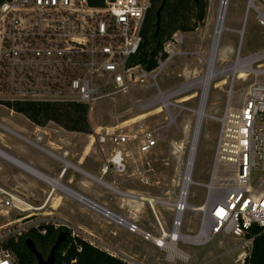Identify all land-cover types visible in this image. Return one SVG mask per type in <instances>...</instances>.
<instances>
[{
  "label": "built area",
  "instance_id": "1",
  "mask_svg": "<svg viewBox=\"0 0 264 264\" xmlns=\"http://www.w3.org/2000/svg\"><path fill=\"white\" fill-rule=\"evenodd\" d=\"M229 2L219 0L215 30L223 11L222 33L231 32L240 36L235 59L228 66H221L219 63L227 59L220 58V43L214 46L212 41L206 59L205 84L200 86L199 104L204 94L207 95L208 103L213 84L218 79L222 80L218 82L225 83L223 77L231 80L229 89L225 91L222 115L213 117L207 114V118L216 120L220 126L209 183L194 182L193 171L187 179L185 170L182 185L174 199L154 198L157 202L156 211L153 206H149L157 222L158 236H155L140 227L136 221L137 212L129 210L132 216L120 215L67 187L62 179L66 171L73 167L67 160L68 151L62 154L48 152L62 166L59 175L53 177L0 148L1 160L48 188L44 202L35 206L19 194L0 186V214L11 216V213H15L17 216L0 226V264H16V255L7 245L17 241L29 230L46 235V226L53 223L55 227L64 226L74 236H80L71 225L53 220L46 213L45 209L53 194H63L77 200L108 224L152 242L167 253V259L170 256L167 250L170 238L176 248L180 242L199 248L220 237L234 236L240 240L235 250L242 251L239 258L244 262L248 255L246 248L252 246L255 239L253 230L264 233V84L260 83V78H264V69L254 68L264 61V51L242 57L241 49L250 11L255 13L257 24L264 29V0H246L243 26L238 31L225 26ZM152 4L153 0H105L104 6L93 7L89 0H5L0 5V81L11 88L9 95L13 100L74 102L91 108L100 100L127 93L134 85L146 84L151 79L152 83L148 86L155 87L158 93L142 103L141 108L147 110L159 104L157 110L166 113L167 126L172 127L175 119L171 106L174 105L161 98L165 92L159 87L157 79L175 57L189 53L184 49V34L176 32L159 53L158 67L154 71L148 72L141 65L133 63L140 50L142 28ZM250 78L253 83L241 106H234V83ZM218 89H222V86L219 85ZM188 90L182 87L175 96ZM184 109L182 107L181 111ZM139 131L96 132L93 135L94 142L105 157L100 167V177L90 176L114 188V184L103 178L120 176L127 172L130 160L152 154L159 145L160 134L157 130ZM41 140L42 136H38L31 143L42 148L39 145ZM106 149H109L108 153ZM219 167L229 169L232 174L229 180L231 184L223 198L214 199L212 193ZM194 185L206 189L205 199L200 205L189 203L190 188ZM159 206L171 213L170 229L158 212ZM190 211L198 217V228L193 236L182 231L185 215ZM191 238L192 244L186 241ZM177 250L181 251L179 248ZM127 261H131L129 264H137L133 260Z\"/></svg>",
  "mask_w": 264,
  "mask_h": 264
},
{
  "label": "rangeland",
  "instance_id": "2",
  "mask_svg": "<svg viewBox=\"0 0 264 264\" xmlns=\"http://www.w3.org/2000/svg\"><path fill=\"white\" fill-rule=\"evenodd\" d=\"M218 6L219 0H210L205 26L192 33H183L185 38L184 49L189 54L175 57L174 60L160 72L157 79L159 87L165 93L168 91L174 92L181 87L189 88L186 93L174 96L168 100L170 105L171 102L174 105L171 106L175 119L172 127L167 126L168 121L166 119V113L157 110L159 104L153 105L147 110L141 108L142 103L156 96L158 93L155 87L148 86L149 83H152L151 79H149V82L146 84L134 85L127 93L113 95L91 106L89 120L93 130L92 134L86 138L87 140L82 153V155H84V152H87V155H85L87 156L86 158L95 155V157H99V159L103 161L105 157L104 152L94 142L93 135L96 132L122 130L127 133L132 131L136 133L140 132L139 130L141 129H150L157 130L160 134L159 145L152 154L137 156L130 160L127 172L120 176L104 177L106 182L115 184L121 191L153 199L162 198L165 200L174 199L178 194L188 162L191 141L195 134V110L198 108L200 100L202 79L203 77L205 78L206 75V59L208 58V53L213 41ZM245 12L246 0H230L226 12L225 26L232 30H241ZM239 40L240 36L238 34L231 32H224L222 34L219 47L220 58L227 60L219 63L221 66H228L234 61ZM259 51H264V29L257 24L255 13L250 11L245 26V33L243 35L241 55L242 57H247ZM254 68L264 69V61L256 64ZM222 79L225 80V83L218 82L222 81L218 79L211 87L208 96L206 111L208 115L213 117L222 115L226 100L225 91H227L231 85L230 79L226 77ZM252 83V78L247 81L237 80L234 83V106H241L246 92ZM260 83L264 84V78H260ZM219 85L222 86V89H218ZM11 91V88L6 86L1 80L0 124L4 125L6 129L0 127V139L1 135L8 139L9 132L7 128L17 130L25 136L26 133L23 130L17 129V127L31 128V124L26 117L22 114L12 112L3 105L5 101H13L10 96ZM182 107L185 108L183 111H181ZM207 117L208 116H206L202 126L192 173L193 181L202 184H207L210 181L217 135L220 127L216 120ZM15 145L19 146L21 143L16 141ZM106 146L110 148L109 145ZM5 147L6 146L0 142V148L8 151ZM108 151L106 149L105 152L108 153ZM31 154L34 155L33 152H31ZM46 162L49 163L56 172L59 171L58 163L49 159H47ZM80 166L85 168L86 164L83 163L80 164ZM96 166L99 168L96 174L100 176V164L97 163ZM69 175L72 174L70 173ZM231 176L232 174L229 169L218 168L214 191L212 193L214 199L223 198L226 195L231 184L229 181ZM108 189L117 193V191L112 188ZM42 191L43 187L41 185L34 188V193L39 199L43 200L45 194ZM205 195V188L197 185L191 186L189 203L200 205L203 203ZM112 196L114 195L109 194L100 199L103 204L106 203V206L113 211V209L119 208L120 204L119 199L114 198L112 200ZM138 198L140 197H134L133 199L135 202L136 200L142 201ZM30 203L33 205L37 204L34 201ZM157 209L165 221L167 228L170 229L172 220L171 213L162 206H159ZM146 210H148L147 213ZM134 211L137 212L138 217L136 221L140 227L145 231L151 230L155 236H158L157 230L152 226V224L156 225V222L149 204L146 202L143 210L136 207ZM116 213L123 216L131 215L128 209H122V212ZM16 218L17 216L15 213H11V216L0 214V226L4 225L8 220H14ZM103 224L110 227V225H107L104 221ZM73 225L76 226L75 224ZM197 228L198 217L195 212L190 211L185 215L182 231L186 235L193 236ZM239 243L240 240L234 236L220 237L209 245L199 248L180 242L177 247L189 256L188 262L180 259L169 261L167 259V253L161 250L160 257L162 259L160 260L159 257V261L155 264H242V258H239V254L242 251L240 249L235 250V247H237ZM143 245L147 247V243H143ZM148 246L151 245L148 244ZM250 249L251 246L246 248L247 254ZM231 251H233L232 254Z\"/></svg>",
  "mask_w": 264,
  "mask_h": 264
},
{
  "label": "crops",
  "instance_id": "3",
  "mask_svg": "<svg viewBox=\"0 0 264 264\" xmlns=\"http://www.w3.org/2000/svg\"><path fill=\"white\" fill-rule=\"evenodd\" d=\"M30 124L31 128L29 129L17 127V129L23 130L26 136L10 128H7L9 132L8 139L1 135L0 142L6 146L5 148L8 150V153L45 174L57 177L62 166L51 157L48 152L62 154L63 151H68L69 156L67 160L74 168H69L62 179L67 187L105 206L106 203L103 204L100 198L113 194L114 196H112L113 198L111 197V199H119L120 204L119 208L113 209V211L116 212H122V209H128V212L129 210L134 211L136 207L142 210L145 208L146 201H137L135 199V202L133 199L134 197L130 195L134 193L123 192L114 184V188L112 189L119 192L117 194L90 176L100 177L96 174L97 169L99 170L96 165L99 163L101 167L102 161L99 157H95V155L86 158L87 156L85 155H87V152H84V155H82L87 140L86 138L89 135L68 132L52 122L48 123L45 127L37 126L32 122H30ZM0 127L6 129L2 124H0ZM38 136H42V140L39 143L42 148H38L31 143L35 142ZM16 141L21 143V145H15ZM31 152H33L34 155L31 154ZM47 159L58 163L59 171L56 172V170L46 162ZM83 163L86 164L85 168L80 166V164ZM70 173L72 175H69ZM38 185L43 187L42 192L45 194L43 200L39 199L34 193V188ZM0 186L21 195L24 199H27V201L32 200L30 202H36L37 204H35V206L41 205L48 194L46 185L1 159ZM45 211L50 215L51 219L70 224L78 231L80 236L89 240L94 246L124 261L133 260L137 264H155L159 261L161 250L154 244L145 241L141 236L131 234L114 225L108 224L101 216L95 214L77 200L65 195L53 194L50 204ZM147 212L148 210H146V213ZM101 219L106 222L107 225H110V227L104 225ZM152 226L157 230V222L156 225L152 224ZM149 232L152 233L151 230ZM143 243H147V247L144 246ZM148 244L151 246H148ZM161 259L160 257V260ZM127 262L129 263L131 261Z\"/></svg>",
  "mask_w": 264,
  "mask_h": 264
},
{
  "label": "trees",
  "instance_id": "4",
  "mask_svg": "<svg viewBox=\"0 0 264 264\" xmlns=\"http://www.w3.org/2000/svg\"><path fill=\"white\" fill-rule=\"evenodd\" d=\"M4 1L0 0V5ZM89 3L93 7H102L105 0H89ZM208 9L209 0H165L164 5L163 0H153L142 28L140 50L133 63L141 65L148 72L154 71L158 67L157 57L172 35L176 32L192 33L204 27ZM3 105L40 127L52 122L68 132L92 134L90 108L84 104L13 100L5 101ZM46 229V235L29 230L17 241H11L7 245L16 255V264H38L36 256L25 245L27 239L34 243L38 252L46 259L62 233H66V240L55 251L54 264H129L94 246L82 236H74L64 226L55 227L51 223ZM252 235H255V239L242 264H264V233L260 234L254 229Z\"/></svg>",
  "mask_w": 264,
  "mask_h": 264
},
{
  "label": "bare ground",
  "instance_id": "5",
  "mask_svg": "<svg viewBox=\"0 0 264 264\" xmlns=\"http://www.w3.org/2000/svg\"><path fill=\"white\" fill-rule=\"evenodd\" d=\"M223 20H224V12H221V15L219 17V21H218V28L214 31V36H213V41H214V46L218 45L219 43H221V38H222V30H221V26L223 25ZM202 84L204 83V77L202 79ZM182 88V87H181ZM179 88L178 90H175L174 92H166L164 93L161 98L164 99L166 101H168L169 99H171L172 97L175 96V94L181 89ZM167 97V98H166ZM150 100V99H149ZM148 100H146L145 102H147ZM206 107H207V95L204 94L198 109L196 111V121H195V134L193 136V139L191 141V147H190V153L188 156V162H187V166H186V173H187V179H189V177L191 176V173L193 171L194 168V163H195V159H196V154L198 151V144H199V136L201 134V130H202V126L203 123L206 119L207 116V111H206ZM110 188V187H108ZM118 193V192H117ZM140 199L143 201H146L148 204H150V206H153V208L156 211V206L155 204L157 203L155 199L150 198V197H144V196H140ZM167 234V233H166ZM159 241V240H157ZM186 241L190 244H192V238L191 239H186ZM178 247L176 248L175 243L173 242V239L170 238L169 240V245H168V249L170 251V256L168 258V260H174V259H180L183 260L185 262H187L189 260V256L186 255L184 252L182 251H178L177 250Z\"/></svg>",
  "mask_w": 264,
  "mask_h": 264
},
{
  "label": "water",
  "instance_id": "6",
  "mask_svg": "<svg viewBox=\"0 0 264 264\" xmlns=\"http://www.w3.org/2000/svg\"><path fill=\"white\" fill-rule=\"evenodd\" d=\"M164 3H165V0H163V5H164ZM65 240H66V233L60 234L56 240L54 247L52 248V250L50 252V255L46 259L38 252L34 243L30 239H27L25 241V245L36 256V258L38 260V264H54L55 263V251L59 249L60 245Z\"/></svg>",
  "mask_w": 264,
  "mask_h": 264
}]
</instances>
